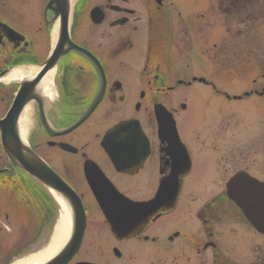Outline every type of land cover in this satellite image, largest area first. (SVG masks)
<instances>
[{"label": "flooded vegetation", "instance_id": "1", "mask_svg": "<svg viewBox=\"0 0 264 264\" xmlns=\"http://www.w3.org/2000/svg\"><path fill=\"white\" fill-rule=\"evenodd\" d=\"M49 1L0 0V122L8 118L18 99L19 135L26 137L32 151L75 191L84 206L85 230L79 249L62 264H238V251L241 264H264V237L226 193L233 175L242 170L250 173L246 158L261 155V141L246 139L244 123L237 136L231 135L229 122L210 124V138L200 144L189 132L199 130L196 126L201 123L188 131L192 142L182 136L188 96L180 104L179 118V90L200 82L192 78L179 85V6L169 0H80L68 37L61 41L56 14L46 8ZM60 41L62 47L56 51ZM69 43L77 49H68ZM48 78L53 95L47 93ZM201 84L220 94L215 86ZM222 95L231 103L243 101ZM28 106L33 108V127L24 133L20 119ZM161 108L172 115L182 150L184 146L191 159L188 174L180 178L181 197L197 167V154L213 159L216 178L210 188L222 190L191 219L185 216L182 228L179 199L171 213H160L155 220L134 215L129 224L115 217L113 228L95 190L106 201L113 197L147 203L175 168L179 170L177 139L159 134L156 110ZM132 120L144 136L133 144L130 157L120 159L123 166H118L103 148V140L115 126ZM78 121L80 125L69 130ZM127 138L117 137L113 146L121 148ZM52 151L67 158L51 162L45 152ZM237 167L226 179L222 176ZM3 169L11 173H0V264H19L48 243L62 203L9 162L0 135ZM177 184L179 175L166 187ZM113 203L125 209V204ZM72 233L55 256L39 264L56 263ZM179 242L195 256L179 261Z\"/></svg>", "mask_w": 264, "mask_h": 264}, {"label": "rangeland", "instance_id": "2", "mask_svg": "<svg viewBox=\"0 0 264 264\" xmlns=\"http://www.w3.org/2000/svg\"><path fill=\"white\" fill-rule=\"evenodd\" d=\"M230 1L169 0L179 6V81L189 83L192 78L203 77L220 93L215 95L210 88L203 87L204 84L201 83H194L190 88L182 86L179 90V118L183 113L180 104L186 102L185 96H188L186 102L188 109L184 113L187 116L180 129L183 138L192 142L188 131L201 123L196 126L199 130L189 132L194 140H200L197 141L200 144L203 139L210 138V124L229 122L232 125L230 134L237 136L235 134L244 129V123L246 139L251 142L257 138L263 145L261 155L247 156V167L253 176L264 180V91L263 95L243 98V101L238 103L228 102L222 95L240 94L244 91L260 93L264 89V18L256 22L254 28L250 25L249 29H245V26L237 22L238 16L227 13ZM232 2V6L238 9L244 5L237 0ZM247 7L251 9L254 6ZM173 60L175 61V57ZM239 123L241 126H238ZM219 143L221 146L224 145L222 139ZM45 154L54 163L64 162L67 158L58 151ZM224 160L226 158H223ZM196 162L197 167L188 179L191 183L183 189L181 197L179 206L181 228L185 226L181 221L185 216L186 219H191L196 210L201 209L222 190L210 188V183L216 178L213 175V159L197 154ZM239 169L237 167L222 176L226 179ZM192 222L193 220L189 224ZM199 236L203 238L202 234ZM180 243L179 261L193 258L195 252L186 246L182 247ZM42 246L44 244L39 247ZM236 255V261L239 259L238 264H241L243 261L240 252L238 251Z\"/></svg>", "mask_w": 264, "mask_h": 264}, {"label": "water", "instance_id": "3", "mask_svg": "<svg viewBox=\"0 0 264 264\" xmlns=\"http://www.w3.org/2000/svg\"><path fill=\"white\" fill-rule=\"evenodd\" d=\"M62 1L63 0H53L51 4L55 2V4L60 7ZM59 7L56 8V13L57 16H59V13H62V19L63 21L65 19V25L72 6L67 4V6L65 5L60 8ZM69 47L70 49H77L75 48V46L70 45ZM19 105L20 104L17 100L7 120L0 123L1 138L10 161L15 166L19 167L30 178L34 179L36 182L42 185L47 191L52 193L55 198L62 203L63 209L64 207L67 208L68 214L71 219V230H73V233L69 243L53 261L56 262L53 264H62L65 261L69 260L79 247L85 228L84 209L74 191L69 188L55 174V172H53L49 168V166L45 162H43L39 157L33 154L25 139L20 136L19 133H17L16 123L13 124L11 122L17 121L19 117ZM113 133L135 134L132 130L129 129V124L121 125ZM103 146L111 155L112 150L108 148L104 143ZM244 179V176L239 175L231 182L232 185L229 189L231 196L242 208L245 216L260 232L264 233V186L262 187L258 184H248V188H239V185H241V183L243 184V182H247Z\"/></svg>", "mask_w": 264, "mask_h": 264}, {"label": "bare ground", "instance_id": "4", "mask_svg": "<svg viewBox=\"0 0 264 264\" xmlns=\"http://www.w3.org/2000/svg\"><path fill=\"white\" fill-rule=\"evenodd\" d=\"M50 80H51L50 78L47 79L46 88L48 95H53L54 87L51 85ZM32 115H33V108L32 106H28L24 110L20 119V127L24 133H28L33 127ZM193 172L191 175H193ZM71 228H72L71 219L68 214L67 208L64 207V211L60 212V214L58 215L56 228L53 234L51 235L50 239L48 240V243L45 246H42L41 249L34 256L23 258L24 260L20 261L19 264H26V263L39 264L55 256L59 252V250L63 248V245L69 239Z\"/></svg>", "mask_w": 264, "mask_h": 264}, {"label": "trees", "instance_id": "5", "mask_svg": "<svg viewBox=\"0 0 264 264\" xmlns=\"http://www.w3.org/2000/svg\"><path fill=\"white\" fill-rule=\"evenodd\" d=\"M244 5H241V8L238 9L233 5L232 0L229 2V9L227 13L230 15L234 14L238 16L237 22L243 26L245 29H249V26H254L256 22L264 18V0H237ZM224 3V2H223ZM250 3V4H246ZM236 5V4H235ZM247 5L254 6L251 9H248ZM239 13V15H238Z\"/></svg>", "mask_w": 264, "mask_h": 264}]
</instances>
